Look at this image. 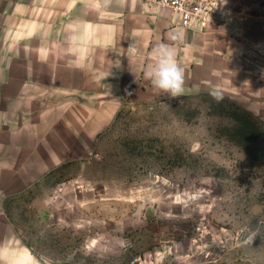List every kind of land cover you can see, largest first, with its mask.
I'll use <instances>...</instances> for the list:
<instances>
[{
	"label": "rangeland",
	"instance_id": "374dc122",
	"mask_svg": "<svg viewBox=\"0 0 264 264\" xmlns=\"http://www.w3.org/2000/svg\"><path fill=\"white\" fill-rule=\"evenodd\" d=\"M197 34L190 92L124 105L8 203L35 264H264V0Z\"/></svg>",
	"mask_w": 264,
	"mask_h": 264
},
{
	"label": "crops",
	"instance_id": "0c3cea01",
	"mask_svg": "<svg viewBox=\"0 0 264 264\" xmlns=\"http://www.w3.org/2000/svg\"><path fill=\"white\" fill-rule=\"evenodd\" d=\"M173 28L181 29L174 14L143 0H0V264H35L8 203L62 165L76 150L70 141L94 139L124 105L168 97L142 70ZM183 32L176 55L187 94L203 36Z\"/></svg>",
	"mask_w": 264,
	"mask_h": 264
},
{
	"label": "clouds",
	"instance_id": "9594fccd",
	"mask_svg": "<svg viewBox=\"0 0 264 264\" xmlns=\"http://www.w3.org/2000/svg\"><path fill=\"white\" fill-rule=\"evenodd\" d=\"M162 3H166V0H162ZM184 39L183 30L173 28L166 31L161 40L153 46L152 53L156 58L155 62L144 66L142 76L150 81L154 94H167L169 98L180 97L184 94L185 73L176 55V45L182 43ZM116 64L118 66L119 61ZM211 95L217 101L222 99L219 92H213ZM255 235L256 233H251L247 242L251 243Z\"/></svg>",
	"mask_w": 264,
	"mask_h": 264
},
{
	"label": "built area",
	"instance_id": "2783aa9c",
	"mask_svg": "<svg viewBox=\"0 0 264 264\" xmlns=\"http://www.w3.org/2000/svg\"><path fill=\"white\" fill-rule=\"evenodd\" d=\"M158 12H170L183 30L206 32L220 7V0H143Z\"/></svg>",
	"mask_w": 264,
	"mask_h": 264
},
{
	"label": "trees",
	"instance_id": "16d2710c",
	"mask_svg": "<svg viewBox=\"0 0 264 264\" xmlns=\"http://www.w3.org/2000/svg\"><path fill=\"white\" fill-rule=\"evenodd\" d=\"M260 142V141H259ZM255 145L256 148L262 149V153H264V142L261 144L259 143ZM255 157V156H254ZM260 158V157H259Z\"/></svg>",
	"mask_w": 264,
	"mask_h": 264
}]
</instances>
